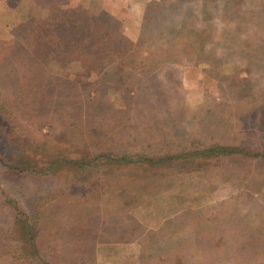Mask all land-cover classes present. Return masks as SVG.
<instances>
[{
	"label": "rangeland",
	"instance_id": "rangeland-1",
	"mask_svg": "<svg viewBox=\"0 0 264 264\" xmlns=\"http://www.w3.org/2000/svg\"><path fill=\"white\" fill-rule=\"evenodd\" d=\"M0 151L100 163L3 167L0 264H264V0H0Z\"/></svg>",
	"mask_w": 264,
	"mask_h": 264
},
{
	"label": "trees",
	"instance_id": "trees-1",
	"mask_svg": "<svg viewBox=\"0 0 264 264\" xmlns=\"http://www.w3.org/2000/svg\"><path fill=\"white\" fill-rule=\"evenodd\" d=\"M32 20H34V17L32 18ZM28 93V92H27ZM30 143H28L27 145H24V147H29ZM239 149H232L230 151L229 148L223 146V147H219V146H215L213 147V149H210L209 151L203 150L202 152H198L196 153L198 156L202 155V156H211L214 157L213 154L215 155H224L226 154L228 151L230 152H236ZM240 151V150H239ZM1 152V151H0ZM184 156V154H175V155H162V156H153V157H149V156H140L137 157L136 159H131L128 158L126 156H122V157H112L109 156L107 158L106 161H104V163L108 166H110V168L113 167H117V168H121L123 165L124 167H129L132 166L133 167H142L143 165L149 166V167H161L164 165H170L171 164H177L178 161L180 160V158ZM97 159H88L86 157L81 158V159H65L63 161V166L62 168L66 167V164L69 165H76L78 166L80 169H84V167H89L92 168L96 167V165H99L100 163H95ZM18 162V160H17ZM16 163H13L12 161L8 160L6 161L5 156L3 155V153H0V174L2 173V169L7 168L8 170L12 169L15 172L21 173V171H25L27 170L28 172H35L34 174H42L44 176H54L57 175V169H58V165H61L59 162V158L58 156H48V162L49 165L47 166H40V165H30L27 164L25 162V165H22V162L19 163L20 165H17ZM24 166V167H22ZM4 167V168H3ZM122 169V168H121ZM110 170V169H109ZM114 171V170H113ZM111 171V172H113ZM0 192L5 196V200L9 203L12 204V206L17 209L18 205L15 203L16 200H9L7 199V196L5 194V190L2 188L1 186V181H0ZM18 215L24 216V219H20L19 220V224L17 225V227L14 228L15 233L20 237V240L24 241V245H21V252L20 250L18 254L20 255H24L25 257H32V256H40L39 252H40V248L39 245L37 244L36 241V236L38 234V227H36V225H34V222L26 216V214L24 213H19ZM17 215V216H18ZM22 253V254H21ZM20 257V256H19ZM23 258V257H21ZM25 260V259H24Z\"/></svg>",
	"mask_w": 264,
	"mask_h": 264
}]
</instances>
